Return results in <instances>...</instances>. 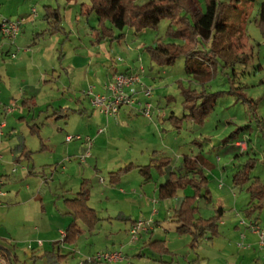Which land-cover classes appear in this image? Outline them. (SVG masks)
I'll list each match as a JSON object with an SVG mask.
<instances>
[{
	"label": "rangeland",
	"instance_id": "obj_1",
	"mask_svg": "<svg viewBox=\"0 0 264 264\" xmlns=\"http://www.w3.org/2000/svg\"><path fill=\"white\" fill-rule=\"evenodd\" d=\"M146 1L138 0L137 3L144 4ZM223 1L229 2V0ZM196 2L201 8H205L204 0H192L191 4L194 6ZM84 4L90 7L92 5L90 0H0V24L4 20L23 19L22 27L25 26V29L19 38H16V43L20 45L19 47L30 44L26 48L30 51L29 53L18 56L13 54L5 58L8 59L5 65L7 74L11 73V84L14 85L17 78L24 80L33 74H40L43 77L41 85L39 84L35 90L38 106L30 116L29 124L47 123L46 128L40 129L47 135L54 134L56 128L61 130L60 127L66 128L67 124H76L75 120L89 121L94 124V127L90 128L93 131H96L97 127L106 128L104 135L97 142L94 140L96 143L94 142L95 146L91 149L92 157H89L85 163L78 162L77 165L84 168L87 173L85 177H91L93 184H96L94 176L97 174L100 179H106L107 183L101 182L104 188L109 185L108 180L112 172H117L116 175L128 172L123 188H128L129 197L134 188H148L147 194L139 190L137 195L141 198L143 205L153 199L158 200L160 204L159 195L153 196L155 183L152 181L145 183L140 176L139 167L129 165L124 170H120L121 168L130 163L149 164L154 150H158L162 156L204 155L210 163L216 165L215 172L210 174L208 170L205 172L210 178L214 199L210 203L206 200L199 201V205L206 217L214 214L216 208L225 207L223 222L227 224L221 225L220 238L215 239L214 242L202 241L197 244L198 246L193 247L195 251L192 257L204 256L205 264H264V249L261 247L260 236L248 227L252 221L236 209L244 207L243 198L246 193L231 186L233 176L251 157L257 158L252 176L260 177L264 183V0L245 2L239 7L231 8L226 15V30H215L208 42L200 40L199 50L209 51L210 66L199 61L196 62L195 69H210L211 79L204 85L212 93L213 113L208 116L205 125L187 122L181 132L176 131L168 121L172 112H175L179 118L184 115L181 86L192 87V89H197L199 86L201 90L204 86L200 78H197L199 75L188 72L187 55L181 53L173 65L159 66L150 61L147 50L144 48L161 41L176 43L180 48H184L186 40L179 35H174L178 33L179 25L163 19L158 27L137 30L135 27L128 26L122 31H117L118 35L123 34L122 40L109 39L101 44H94L92 26H97V15L96 13L87 14L88 10L83 13ZM59 18L61 22H56ZM55 26L57 30H54ZM187 44L189 48H192L194 43L188 39ZM129 59L134 62L135 67L142 64L148 70L153 69L151 70V77H153L149 78L148 84L154 88V102L160 101L162 114L168 117L162 122L154 118L151 122L140 114L133 121L127 120L129 121L127 122L121 117L117 121L118 118H107L91 107L88 101L89 99L91 101V97L86 92L91 87L98 88V76L95 72L106 71L110 65H117L119 70H122ZM19 62H21L20 66L15 67L14 63L18 65ZM2 64L0 63V67ZM214 64L216 66L213 68ZM14 76L16 78H13ZM3 83L7 84L8 81H0V84ZM7 91V87L0 88V97H3L1 92L7 93ZM169 95H173L175 99L169 100ZM80 96L84 106L92 113L83 119L77 109L79 107L77 99ZM0 101L3 100L0 99ZM7 105L9 108L11 106L18 108L13 101H7ZM60 107L66 108V113L62 117H52V114ZM24 113L28 114L27 111ZM23 131L25 138L33 143L34 147L36 144L39 145V138L31 135L29 131L26 132V129ZM90 137L95 139L93 135ZM237 140L248 143L249 151L242 152L236 146ZM48 156V153L43 155L47 159ZM59 162L60 160L51 166H44V169L53 187L52 191L58 193L52 200L62 202L66 197H75L77 192L76 190L73 192L72 188H54L61 181L65 185L68 179L61 175L66 165H61L57 171ZM96 166L100 169L99 172L95 170ZM92 172L94 174H91ZM156 179L160 182L165 181L158 176ZM220 181H223L224 187L220 186ZM68 183L70 185L73 182L68 180ZM82 183L81 180L80 184ZM89 189L91 194L89 195L94 198L93 202L100 205L97 208L100 216L107 217L109 211L117 214L116 205L113 203L107 205L106 197L100 200L99 194L93 197L92 188ZM233 192L239 194L236 199L237 207H235L236 200ZM102 203H104L103 206H101ZM62 207L65 209L64 205ZM108 207L110 210L107 212ZM131 210L129 219L138 217L139 220H145L147 218L142 214L144 209L142 212L141 209L134 207ZM67 218L72 221L70 216ZM243 219L246 220L245 224L242 222ZM260 222L264 223V209L260 213ZM165 226L166 229L175 228L172 222H167ZM236 227H242L243 231L240 233ZM247 230L257 236L259 244L255 252L258 259L254 262L251 255L254 251L250 250L251 244L245 240ZM122 233L120 238L105 233L100 235L99 242L94 244L97 252L111 251L109 249H113L118 244L126 243L127 240L122 239L124 232ZM139 238H141L140 235ZM187 238L175 235L168 245L172 249L184 247L188 241ZM59 239L61 240V237ZM131 243L134 244L132 236L128 234V244ZM141 243H143L142 240ZM141 243H137L138 250L132 253L128 251V260L120 264H167L164 262L188 264L183 256L173 258L156 256L147 249L143 250ZM81 249L83 248H80V252L84 253ZM85 250H88L87 247H84ZM139 251H143L145 256L137 258ZM58 254L57 251L44 258H36L37 263L27 256L22 258L21 264H80L73 258L59 262ZM103 264L110 263L103 262Z\"/></svg>",
	"mask_w": 264,
	"mask_h": 264
},
{
	"label": "crops",
	"instance_id": "obj_2",
	"mask_svg": "<svg viewBox=\"0 0 264 264\" xmlns=\"http://www.w3.org/2000/svg\"><path fill=\"white\" fill-rule=\"evenodd\" d=\"M84 6L82 7L83 13L85 12V10H88L87 14L94 13L91 11L90 5L84 4ZM197 6L200 7L198 3ZM200 9L204 10L205 8L203 9L200 7ZM97 21L99 23L98 17ZM56 22L61 21L60 19H58L56 20ZM24 27L25 26L22 27L21 33L18 35V38L24 32ZM97 27L98 25L92 26V37L94 39V44H101L109 40H99L97 38V35L95 33V29ZM54 30H57L56 26ZM122 38L123 37L119 39L122 40ZM110 40L115 41L116 39ZM121 40H119V42ZM19 46L20 45L16 43V40L12 41L8 36L0 31V63H3L0 67V81H8L9 83L0 84V88L6 89L7 87L8 89L7 93L1 92L3 94V97H0V99L3 100L0 101V154L2 155V158L0 159V256H3L6 262V258H10L13 261V264H21L22 258H25L27 256L31 259L33 258L34 261L36 258H44L50 254H55L58 251L59 262H65L73 258L76 259V263L80 264H103V262L87 263V259L89 257L99 253L97 252V248L94 247V244H97L96 242H99V237L103 233L115 235V237L120 238V236L123 234L122 232H124L122 239H124L123 241L127 240V242L120 243L117 246L115 245L116 247H114L113 249H109L111 251L119 250L123 253L125 252L124 255L126 256V259L124 261L128 260V251L132 253L134 250H138L139 245L137 243H141L142 240L143 243H141V247L143 248V250L147 249L156 256H170L172 258L183 256L185 257L184 259L188 264H205L204 260L206 259H204V256H198L197 258L192 257L193 252L195 251L193 247L198 246L197 244L202 241L214 242L215 239L220 238L222 236L221 225L227 224V222H223L225 218L224 213L226 211L225 207L220 206L216 208L214 214L206 217V215L202 213L201 207L199 205V201L206 200L208 203H210L212 202L211 200L214 199L211 189V181L209 176L205 172L207 170L209 171L208 174L215 172L216 165L210 163V161L202 154H194L192 156L183 155L182 157L180 155H176L172 157L167 155L162 156L159 154L160 152L158 150H154L152 152V157L150 159L151 162L149 164L135 165L134 163H130L126 164L125 167L120 169L124 170L125 168H128L129 165L135 168L139 167L138 169L140 172V176L143 177V181L145 183L151 181L155 183V195L153 196L159 195L161 200L160 204L158 200L155 199L144 203V205L141 204L142 200L140 197L138 198V192L140 190V192L142 191L143 194H147L146 192L148 188H134L133 192H131L132 195H130L129 197L128 188H123V185H125L126 181L125 179L126 177H128V172L127 174L125 173L121 175H116L117 172H112L108 180L109 185L105 188L101 185L107 183L106 179H100L98 177L99 174H97L94 176L96 184H93V179L91 177H85L87 176V173L84 168L82 169L81 166L77 165L78 162H81L79 160V156L82 155L86 150L84 140L74 139L71 142H67L66 136L69 134H80L84 137L93 135V137L95 138L94 140L97 142L99 138L106 132V128L102 129V127H97V130L93 131L90 130V128L92 129L94 127V124H91L89 121L78 122V120H75V123L77 122L76 124H67L66 128H62L59 126L61 130L56 128V132H54V134L47 135L40 130L41 127L46 128L45 125H47V123L39 125L34 122L35 124L33 125L29 124L28 120H30V116L38 106L35 90L37 86H39V84L41 85L43 77L40 74H33L31 77L25 78L24 80L22 78H17L18 80H15L16 83L14 85L11 84V73L7 74L8 70L5 65V62L8 59L5 58L10 57L13 54H16L18 56L30 52L28 49H26L30 46V44L25 45V47ZM20 64L21 62H19L18 65L14 63L15 67L20 66ZM135 66L136 65L134 64V62L129 59L125 62L122 70H119L117 65H110L108 66V69L106 71H100V73L95 72V75L98 76V88L95 87V91L101 92L104 85L109 81L114 73L131 71L133 68H135ZM151 70L146 69V72L143 76V79L146 83H149V78L152 75ZM202 70H204V72L206 73L204 83H207V81L211 79L210 69ZM13 78H16V76H14ZM197 85L198 83L196 84V86ZM203 86V89L206 88L205 85ZM87 89H85V91ZM197 90L201 91L199 86ZM4 94L8 95L5 96ZM86 98L89 99L88 96ZM139 98L144 99L143 95H139ZM168 99L174 100L175 97L173 95H169ZM7 101L15 102V105H17L18 108L15 106H11L10 108H12L13 111L10 110L7 105ZM88 101L91 107H93L90 99ZM151 102L153 103V106L155 108L154 119H156L158 122H162L165 118L167 119L168 117L163 116V111H161L160 109V101L158 100V102H154L152 98ZM77 105L79 106L77 109L78 112L82 115V119L85 116L87 117L92 114L89 112V109L84 106L81 96L77 99ZM80 106L83 107L80 108ZM22 110L27 111L28 114L24 113V111ZM66 110V108L60 107L52 114V117H62L63 114L66 113ZM139 114L142 115L137 107H123L120 110L118 116L115 117V119L118 118L117 121H119V118L121 117L124 119V121H133V119H136ZM143 117L147 119L145 116ZM32 119H34L33 116ZM147 120L152 122V120L150 119ZM168 121L175 128L174 122L169 119ZM129 124L131 125V123ZM202 125H205V123ZM86 128H88V130H86ZM20 129H22V131H19ZM23 129H26V132L29 131L30 134L34 137L39 138V145L36 144V147H34V144L30 143L28 139L25 138ZM58 131L62 132L59 133ZM46 153H48L49 155L48 159L47 157H43V155H46ZM38 156L42 158L38 159ZM186 156L197 161L198 168L202 171V174L207 177L209 183V188H207L209 191V196L206 197L205 188H203L201 196H196L194 190L192 189L193 187L188 186L185 187V189L183 188L181 190H178L177 194L173 197H170V199L162 198L160 196V186L169 179L171 173L179 176H186L187 170H189L184 167ZM166 158L171 159V164L168 166L164 165L163 168H159L160 165L164 164ZM59 160L61 163H58L57 171L59 170L61 165H66L64 167L65 170L61 175L68 177V179L65 182V185L61 181V183L54 188H72L73 192L75 190V192H77V195L75 197H66L62 202L52 200L53 196L58 193H54L52 191L53 187L50 185L48 181L49 178H47L48 175L45 173L46 169H44V166H51L53 163H57V161ZM147 166L150 167L152 171V176L150 179H146V177L143 176L144 174L141 172V168ZM191 167H193V165H191ZM95 170L97 172L100 171L98 166H96ZM91 174L94 173L92 172ZM157 176L160 179L164 178L165 181H157ZM257 178H259L261 183L264 184L260 177H253L251 174V181L246 184V186L236 187L233 184V180L231 186L234 189H240V191L246 193L245 198H243L244 207H242V209L236 208L237 212L241 213L249 221L259 222V224L264 228V223L262 224V222H260V213L264 209V204L262 208H255L259 203V199L253 198L252 194L247 190L248 187L257 180ZM68 180H72L73 183L69 185ZM81 180L83 181L82 184H80ZM46 184L48 185L46 186ZM89 188H92L91 193L93 197H95V194H99L98 198L100 200L106 197L107 205H110V203L116 205L117 210L115 212H117V214H114L113 212L110 213V208L108 207L107 212L109 211V213H107V217L100 216L97 209L100 205L93 202L94 198H91ZM82 191L86 192L87 206L91 209V213L89 214L81 213V209L78 208V206L72 207V200L79 198L80 193H83ZM238 196L239 194L237 195L233 192V197L235 198V200L238 198ZM187 203L191 206L186 209H193V211L195 212V223H199V220L218 218L216 234L209 233L203 239H199V241L195 244L194 240L196 236L192 232L182 233L178 231V228L182 224H184L183 222H179V211L183 205H185L186 207ZM237 204L238 200L235 201V207H237ZM62 205H64L65 209H63ZM103 205L104 203L101 204V206ZM133 207L141 209V212L144 209L142 214L144 216H147V218L145 219L153 218L154 225L149 231H143L140 234L141 238H139L136 243L134 242V244L131 243L129 245V231L131 230L134 223L139 220L138 217H133V219L128 218V215L130 212H132L131 209ZM220 208L222 209V213H220L219 211ZM247 214L251 215L247 216ZM67 216H70L72 221H70V218H67ZM130 216H132V214H130ZM167 222H172L175 228L166 229L165 224ZM236 230L240 231V233L243 231L242 227H236ZM175 235L188 237V241L187 243H185L184 247L176 249H172L169 247L168 244L171 239H174ZM157 236L158 238H156ZM59 237H61V240L59 239ZM245 240L249 241V243L251 244L249 248L251 251H254L251 253V255H253L254 262L256 261V259H258V257H256L255 255V252L259 248L257 236L247 230ZM81 247L83 248V250H81L84 253L80 252ZM84 247H87L88 250L84 251ZM61 253L63 255H61ZM79 254L81 256H78ZM143 256H145L143 254V251H139L138 255H136L137 258H142ZM124 261H116L112 262V264H120ZM7 263L9 264V262ZM35 263H37L36 260ZM164 263L172 264L168 262Z\"/></svg>",
	"mask_w": 264,
	"mask_h": 264
},
{
	"label": "trees",
	"instance_id": "obj_3",
	"mask_svg": "<svg viewBox=\"0 0 264 264\" xmlns=\"http://www.w3.org/2000/svg\"><path fill=\"white\" fill-rule=\"evenodd\" d=\"M137 1L90 0L92 4L91 11L96 13L99 20L98 27L95 29L97 38L99 40L119 39L123 37V34L118 35L117 31H122L128 26L142 30L147 27H158L163 19L173 21V23L178 24L180 27L178 33L174 35H179L186 40L184 48H180L176 43H164L161 41L153 46L146 47L145 50H147L146 52L151 62L159 66L173 65L181 53L187 55L188 72L199 75L197 78H200L201 83L204 85L206 73L202 69L196 70L195 64L200 61L210 66V61L209 51H205L204 49L199 50L200 40L208 42L215 30H226V15L231 8L239 7L245 2L256 0H229V2L223 0H204V10L200 9L197 4L193 6L191 4L192 0H147L144 4H138ZM188 39L194 43L192 48H189L187 44ZM215 66L214 64L212 67L214 68ZM180 91L182 93L181 96L184 97L182 101L184 115L182 118H179L175 113H172L169 117V120L174 122L175 129L181 131L187 122L199 125L204 124L208 116L213 113L212 93L206 88L198 91L197 89H192V87L186 88L184 85L181 86ZM236 146L242 152L249 150L248 143L245 150L238 146L237 143ZM165 160L164 164L160 165L159 168L171 164L170 158H166ZM256 163V157H251V159L244 163L242 168L233 176L234 186L244 187L251 181L252 170L255 169ZM184 165V167L189 169L186 176L171 173L169 179L160 186V196L170 199V197L177 194L178 190L191 186L196 196H201L202 190L205 188L206 197H208V179L198 168L197 161L186 156ZM141 172L146 179H150L152 176L151 168L148 166L141 168ZM247 190L252 194L253 198L259 199V203L255 208H262L264 204V184L261 183L260 179L257 178ZM82 192L79 198L72 200V207L78 206L81 209V213L89 214L91 213V209L87 206L86 192ZM187 204L186 207L183 205L179 211V222H183L184 224L178 228V231L182 233L192 232L196 236L194 240L195 244L209 233L216 234L218 218L199 220V223H195V212L193 209H186L191 206ZM219 211L222 213L221 208ZM250 215L247 214V216ZM6 259L9 264H13L10 258Z\"/></svg>",
	"mask_w": 264,
	"mask_h": 264
},
{
	"label": "built area",
	"instance_id": "obj_4",
	"mask_svg": "<svg viewBox=\"0 0 264 264\" xmlns=\"http://www.w3.org/2000/svg\"><path fill=\"white\" fill-rule=\"evenodd\" d=\"M23 22V19L16 21L4 20L1 24V32L12 41H15L21 32ZM145 72L146 68L142 64L133 68L131 71L116 72L104 85L101 92H96L95 88L91 87L86 94L91 97V103L95 110L107 117H117L123 107H137L143 116L152 120L155 113V108L151 102L154 95V88L144 81L143 76ZM139 95H143L144 99H140ZM10 110L13 111L12 108ZM66 137L67 142H71L74 139L84 140L86 150L79 156V160L85 163L92 155L91 149L94 146V139L90 136L84 137L82 135H67ZM237 145L242 147L243 150L247 148V143L244 141H238ZM1 158L2 155L0 154ZM220 186L224 187L222 181H220ZM245 221V219L242 220L243 224L246 223ZM153 225V218L136 221L129 231L132 236V241H137L139 235L143 231H149ZM248 227L260 236L261 247L264 249V228L256 221L250 222ZM125 259L126 256L122 251H105L89 257L87 263H112L124 261ZM0 264H8L3 256H0Z\"/></svg>",
	"mask_w": 264,
	"mask_h": 264
}]
</instances>
